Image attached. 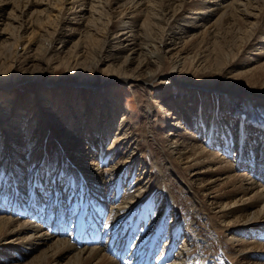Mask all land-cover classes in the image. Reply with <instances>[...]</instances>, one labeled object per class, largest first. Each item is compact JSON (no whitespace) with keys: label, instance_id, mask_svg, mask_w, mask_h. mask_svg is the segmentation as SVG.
Instances as JSON below:
<instances>
[{"label":"bare ground","instance_id":"6f19581e","mask_svg":"<svg viewBox=\"0 0 264 264\" xmlns=\"http://www.w3.org/2000/svg\"><path fill=\"white\" fill-rule=\"evenodd\" d=\"M0 21L26 66L82 31L81 80L0 82V264H264V115L221 98L264 100V0H0Z\"/></svg>","mask_w":264,"mask_h":264},{"label":"rangeland","instance_id":"374dc122","mask_svg":"<svg viewBox=\"0 0 264 264\" xmlns=\"http://www.w3.org/2000/svg\"><path fill=\"white\" fill-rule=\"evenodd\" d=\"M10 10H11V7H9V9L7 10V13ZM4 27H5V25H3L0 21V32L2 31V29ZM35 30H36V28H35ZM29 31L31 32V30H29ZM34 31H32V32H34ZM36 31H35L36 33H39L40 30H36ZM78 31H76V33H75L76 34L75 39H73L68 45H66L64 47L63 53H60L59 57H57L58 55L57 56L54 55L53 57H48L49 62L47 63L48 65L45 64L46 68H45V66L43 67V64L40 66H38V65L26 66L22 62L23 61L22 59L21 60L19 59V61H17V60H15V58H11V59L9 58V59L5 60L4 62L0 61V73H2V74H0V82L4 81V80L13 82V79L15 77L19 80L25 79L26 77L39 78L40 80L42 79L44 81L52 80V79L55 80L56 77H61L62 74H65L67 72L71 75L66 76L65 80L67 78L73 79V80H81L80 76L82 74L74 73L75 71H73L74 69H76L77 66L72 61H69L70 59H67V57L70 55V53H69L70 47H72L73 44H75L77 38L82 36V33H81L82 31L81 32H80V30H78ZM34 33H33V35H34ZM79 34H81V35L79 36ZM33 35H31V36H33ZM24 36H28V38L31 37V36H29V33H28V35L24 34ZM0 42H1V40H0ZM37 45L33 46L35 51H36ZM6 47L8 48V46H6ZM19 47H20L19 48V50H20L22 48V46H19ZM7 48L3 49V51H5ZM0 53H2V50ZM36 55H38V54H36ZM122 60L123 59H121L119 61V63H121ZM135 62L132 63V65L129 66L128 69L130 68V70H133L137 65V63H135ZM83 66L84 65L79 66V67H83ZM24 68H26V69H24ZM84 71H85L86 75H88V76L94 75V72L91 70H89V71L84 70ZM101 72H97L96 79L94 80V82L100 83V82L108 79V77L109 78L114 77V75H112L111 73L109 74V72H107V71H104L102 73ZM1 76H2V78H1ZM182 77H183V79H192L193 81H196V82L197 81L199 82L201 79H204V78H202L203 76H201V75H199V76L194 75V78H191L190 74H187L186 72H185V74L182 75ZM228 77H226V78L231 80V78L230 77L228 78ZM227 79L220 78V79H218V81L216 83L220 84V85H224V84H227V82H232V81H228ZM235 80H237L234 82L235 84L230 83V85L232 87L240 86L239 84H241V83L244 84L246 82L244 79H239V78L238 79L236 78ZM18 82H20V81H18ZM29 87H30L29 83L27 81H23L22 83L17 84L16 87H14V89H15V91H18L19 93L22 94V93H26V91H28ZM161 87L162 86L158 84L157 88H155L154 91L156 89H157L156 92L159 91L158 88H161ZM3 91H5V89L0 88V92H3ZM156 92H154L153 94H156ZM119 94L121 96V99L125 102L129 112H132L133 114L139 112V110H140V107L138 105L139 103L136 100V97H135L133 90L131 88H128L127 86H124L123 88L121 87V89H119ZM251 94H252V92L248 93V94L246 93V95H249V96H244V95H238L235 93L232 95H230V93H222L221 98H223L224 102H225V100H227L226 101L227 103H229L230 101H231V103H234V105H233L234 107L240 106L239 108H246L248 110V113H249V111H251V112L254 111L256 114L264 115V102H263L264 100L259 99L257 97V95L252 94L253 96H251ZM253 99H254V101H253ZM244 103H245V106H244Z\"/></svg>","mask_w":264,"mask_h":264}]
</instances>
